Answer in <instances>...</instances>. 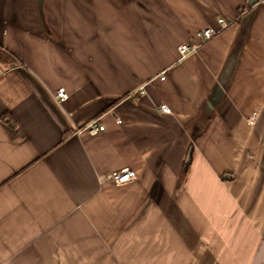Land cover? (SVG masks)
Segmentation results:
<instances>
[{
    "label": "crops",
    "instance_id": "0c3cea01",
    "mask_svg": "<svg viewBox=\"0 0 264 264\" xmlns=\"http://www.w3.org/2000/svg\"><path fill=\"white\" fill-rule=\"evenodd\" d=\"M0 48V264H264V0H0Z\"/></svg>",
    "mask_w": 264,
    "mask_h": 264
},
{
    "label": "built area",
    "instance_id": "2783aa9c",
    "mask_svg": "<svg viewBox=\"0 0 264 264\" xmlns=\"http://www.w3.org/2000/svg\"><path fill=\"white\" fill-rule=\"evenodd\" d=\"M217 26L213 27V26H207L204 29H200L198 31L195 32V34L193 35V44H180L177 48L178 54L180 56L181 59H184L186 56L194 53L197 51V49L203 45L206 44L207 42H209L210 40H212L216 35H218L224 28H226L229 24L227 22H225L223 19H217L216 21ZM160 80L164 79V76L161 74ZM144 86H141L139 89L131 92L129 94V97L131 98H138L142 95H144L145 90L143 88ZM54 99L57 102H62L64 100L67 99V94L66 92L60 88L58 90H56L55 94H54ZM156 109L158 112L164 113V114H169L170 113V109L168 106H166L165 104H158L156 106ZM115 118V122L116 124H120L121 120L117 117ZM104 130V126L102 124H100L99 119L95 120H91L89 122H87L81 129H79V131H86L89 135H96L99 132H102ZM78 131V132H79ZM107 181L111 182L112 184L116 185V186H121L124 185L128 182H131L136 178L135 174L133 171L128 170V169H124V170H120V171H115L112 172L110 174H108L105 178Z\"/></svg>",
    "mask_w": 264,
    "mask_h": 264
},
{
    "label": "trees",
    "instance_id": "16d2710c",
    "mask_svg": "<svg viewBox=\"0 0 264 264\" xmlns=\"http://www.w3.org/2000/svg\"><path fill=\"white\" fill-rule=\"evenodd\" d=\"M0 62L1 63H13L14 62V57L10 54L5 52L0 48Z\"/></svg>",
    "mask_w": 264,
    "mask_h": 264
},
{
    "label": "water",
    "instance_id": "95a60500",
    "mask_svg": "<svg viewBox=\"0 0 264 264\" xmlns=\"http://www.w3.org/2000/svg\"><path fill=\"white\" fill-rule=\"evenodd\" d=\"M257 1H258V0H249V6H252V5L255 4ZM222 179H224V180H228V179H231V176H229V175H224V176L222 177Z\"/></svg>",
    "mask_w": 264,
    "mask_h": 264
}]
</instances>
